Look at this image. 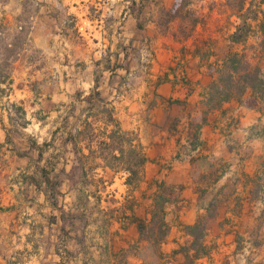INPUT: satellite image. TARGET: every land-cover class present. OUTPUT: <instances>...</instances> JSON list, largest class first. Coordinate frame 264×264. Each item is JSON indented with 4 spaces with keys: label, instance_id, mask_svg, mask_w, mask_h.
I'll use <instances>...</instances> for the list:
<instances>
[{
    "label": "crops",
    "instance_id": "crops-1",
    "mask_svg": "<svg viewBox=\"0 0 264 264\" xmlns=\"http://www.w3.org/2000/svg\"><path fill=\"white\" fill-rule=\"evenodd\" d=\"M45 7L0 0V238L27 227L37 264H264V0H131L102 40ZM38 105L64 112L42 144L16 127ZM115 129L147 158L131 184Z\"/></svg>",
    "mask_w": 264,
    "mask_h": 264
},
{
    "label": "clouds",
    "instance_id": "clouds-1",
    "mask_svg": "<svg viewBox=\"0 0 264 264\" xmlns=\"http://www.w3.org/2000/svg\"><path fill=\"white\" fill-rule=\"evenodd\" d=\"M131 0H30L33 13L35 14V8L36 6H39L41 4L45 5V8H41L40 12L44 13L48 9L47 6H51V8L59 9L61 12H64L65 9H68L69 11L65 13V17L69 14L75 13L77 16L81 17L80 23L77 24V28H80L81 24H85L89 29L88 36L94 37L96 39H101L102 36L106 35L104 32V26L105 22L108 20L110 16L113 15L111 11H109L110 8L119 5L120 8L118 11H122L124 8H127ZM138 2V0H137ZM72 5H82L79 9L72 8ZM95 6L96 8L100 9L103 12V15L97 19L95 16L88 17L87 9L89 7ZM91 19L93 21L92 24H87V20ZM118 27V25H116ZM59 39V37H57ZM106 46V44L102 41L99 45H92L91 49L94 51L97 47L101 48V51H103V48ZM10 47V45H9ZM68 48V45H65V49ZM97 58L100 57V53H97ZM65 71H70L68 69H65ZM92 68L91 65L88 69V80L86 83H81L80 81H77L75 85H73L70 82L67 85H61L67 93L71 94L76 90V88H79L82 90L83 97H88L90 95V89L92 88V80H91V73ZM71 75V71H70ZM105 77H107L108 73H104ZM74 78V77H73ZM4 85H0V88H3ZM71 102L70 100L66 99V103ZM113 103H116L115 100H113ZM129 105L131 104V101H128ZM0 106H3V102H0ZM83 103L80 104V107H85ZM122 107V105H121ZM40 110V106L38 105L36 108H28L27 109V116L24 117L25 121H29V125L27 127L21 128L19 124L16 125L17 128H19L20 132L24 133L26 136L34 137L38 144H42L46 138H50L49 133L51 130H54L57 124H54L55 121H57L58 116H62L64 114L63 110L60 113L57 112H51V114L48 116L47 123L42 126V124L37 120L34 113L38 112ZM15 116V113L12 114ZM4 116V123L7 125V113H3ZM4 130L0 128V144H3L4 142ZM95 147V145H94ZM114 155H119V152L113 153ZM111 159V157H109ZM97 163L101 165V167L104 166V160H98ZM119 170V168L117 169ZM13 175H15L14 170L11 174H9L8 179L11 180ZM97 176L103 175V172L98 171ZM120 175L128 176L130 173L126 171L120 172ZM7 184V181L3 179L2 176H0V186H4ZM9 187L15 189L14 192L11 193V195H18L20 190L22 189V185L19 184H11L8 185ZM29 234V229L27 227L23 228L19 232L18 237H12L11 238V245H9L3 238H0V264H37V260L35 255L31 252V246L24 243L23 238ZM25 249H28V251H25Z\"/></svg>",
    "mask_w": 264,
    "mask_h": 264
},
{
    "label": "trees",
    "instance_id": "trees-1",
    "mask_svg": "<svg viewBox=\"0 0 264 264\" xmlns=\"http://www.w3.org/2000/svg\"><path fill=\"white\" fill-rule=\"evenodd\" d=\"M238 38V36H234L235 40ZM1 76L0 72V78ZM250 79L254 80L253 77H250ZM15 110L21 112L20 108H15ZM107 139L108 142L101 143V154H105V160L109 167H121L124 171L130 173L125 182L131 184L137 177L136 169L141 167L147 161V158L142 156L135 146H132L134 138L126 132L119 129L112 130L107 135ZM115 151L119 152L118 156L113 154Z\"/></svg>",
    "mask_w": 264,
    "mask_h": 264
},
{
    "label": "rangeland",
    "instance_id": "rangeland-1",
    "mask_svg": "<svg viewBox=\"0 0 264 264\" xmlns=\"http://www.w3.org/2000/svg\"><path fill=\"white\" fill-rule=\"evenodd\" d=\"M245 32H243V33H240V35H239V38H242V37H244L245 36ZM128 134H130V133H128ZM138 151H140V150H138Z\"/></svg>",
    "mask_w": 264,
    "mask_h": 264
}]
</instances>
